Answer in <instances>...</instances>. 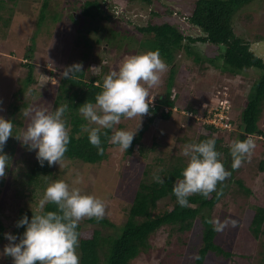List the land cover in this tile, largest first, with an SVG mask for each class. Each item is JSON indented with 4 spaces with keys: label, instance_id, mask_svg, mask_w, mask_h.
I'll use <instances>...</instances> for the list:
<instances>
[{
    "label": "rangeland",
    "instance_id": "374dc122",
    "mask_svg": "<svg viewBox=\"0 0 264 264\" xmlns=\"http://www.w3.org/2000/svg\"><path fill=\"white\" fill-rule=\"evenodd\" d=\"M88 1H99L102 6L106 5V16L111 19L91 20L85 17L83 8ZM0 2V100L3 101V111H0V115L17 122L13 127L16 132H13V135L22 134V130L29 123V117L23 115L25 103L28 106L45 107L49 111L60 107L62 102L59 105L56 103L58 86L66 67L80 63L82 69L91 66L93 75L103 73L105 77L110 71L118 69L127 56L150 51L144 43L141 44L146 38L138 28L150 22L152 12L159 13V17L154 18L156 24L172 21L191 38L196 39L202 35L199 29L193 28L184 18L187 17L185 12L190 11V5L195 0H153L154 4L147 6L140 0ZM44 4H47V7L43 11ZM174 9L181 13L174 15ZM42 13L45 18L40 23ZM171 18L173 20H169ZM233 25L235 33L254 44L258 53L260 51L264 56V0H255L245 7L235 17ZM115 29L120 32L116 30L110 33V30ZM121 34L123 39L119 38ZM94 40H101V44L94 43L96 48H89L88 44ZM117 40L120 43H117ZM187 43L189 50L176 52L171 64L162 59L167 68L161 75L160 83L154 86L159 88L153 92L152 87L148 91L150 105H156L158 99L165 97L168 78L171 71H175L176 85L171 99H177L178 96L179 98L174 115L169 120L162 119L159 115L149 124L146 113L142 118H122L117 125L135 136L148 125L139 147L135 148L132 156H127L126 151L112 147L108 160L96 166L65 160L63 168L54 164L53 172L45 182L35 187L29 184L27 175L37 162L35 151H29L14 136L9 137L4 152L10 160L5 175L0 177V222L4 233L22 234L21 229L16 227L20 211H40L38 201L48 183L55 179H64L71 183L76 173H80L83 175V183L77 186L104 201L105 215L102 219L110 224L92 223L89 222V217H84L79 222L83 231L93 232L99 229L106 236H113L114 233L120 232V228L127 221L141 181L153 180V175L162 173L163 169L186 165L188 157L183 154V149L186 144L200 140L203 126L184 112H188L189 108L199 110L206 101L215 107L220 102L218 96L229 98L230 95L233 100L230 116L235 119L241 114L251 86L259 79L261 72L252 69L244 76H227L210 62L222 53L219 47L185 40V44ZM102 51L106 57L102 56ZM31 65L33 82L25 88L23 80L30 74ZM22 87L25 92L21 90ZM34 90L36 94L32 92ZM13 107L20 109L14 117L11 116ZM169 110L166 108V111ZM149 116L151 117V114ZM260 127L264 130V110ZM228 135L224 134V144L229 149L235 139L229 138ZM228 157L227 153H223L221 160L226 161ZM262 163L264 146L259 145L239 168L232 169L228 166L231 175L225 180L228 188L224 196L213 209H204L202 212L210 219L223 221L225 218H231L237 221L235 227L229 223L223 231L217 232L215 237L217 245L232 253V257L226 258L212 252L207 256L206 264H261L264 234L260 233L258 238L253 237L241 217L248 204L264 207ZM145 173H148L147 177ZM238 182L246 189L252 190L251 196L245 195ZM158 208L161 212L171 208L170 198L161 200ZM202 233L200 218L196 220L190 232L183 234L174 232L171 235L170 228L163 227L151 237L149 251L142 253L133 264H192L203 246ZM7 243L6 238L0 240V252ZM0 264H12V258L0 256Z\"/></svg>",
    "mask_w": 264,
    "mask_h": 264
},
{
    "label": "trees",
    "instance_id": "16d2710c",
    "mask_svg": "<svg viewBox=\"0 0 264 264\" xmlns=\"http://www.w3.org/2000/svg\"><path fill=\"white\" fill-rule=\"evenodd\" d=\"M147 5H153V0H140ZM255 0H195L190 5V11H186L184 16L186 22L201 31L199 38H191L189 35L179 30L177 25L170 22H163L156 24L154 18L159 17L157 11L152 12L153 17L150 22L144 27H139L138 30L146 38L145 47H149L151 51H158L161 59L171 64L174 59V54L183 49L189 50V44H185V40L196 42L200 41L208 43L212 46L219 47L222 53L216 58L211 59V63L221 70L227 76H244L249 70L255 69L260 71L261 76L251 86L250 92L246 101L243 104V110L237 118H232L234 130H223L216 128L214 125H203V134L200 140L207 139L215 135L216 148L221 153H227L230 157L224 162L225 168L232 164V157L227 146H225L224 134H229V138L244 139L251 135L255 142V149L257 146H264V130L260 127V119L264 110V56L260 51L255 49L254 44L249 43L246 39L239 37L234 30V20L238 13L245 9V7L252 4ZM1 4V2H0ZM99 1H88L83 8V14L89 19L101 18L103 20L111 19L106 16V5L102 6ZM47 4H44V9ZM174 15L181 13L177 9L173 10ZM183 14V13H182ZM40 23L44 20L45 15H40ZM74 20V18H73ZM173 20V18L169 19ZM172 22V23H171ZM39 23V24H40ZM120 32L118 29L112 32ZM80 33V32H79ZM109 33V34H110ZM103 35V34H101ZM126 36H124L125 38ZM119 38L123 39L121 34ZM94 43L101 44V40H94L89 45V48H94ZM107 42H104V44ZM114 43V42H113ZM117 43L118 42L117 40ZM116 46V43H115ZM110 45L108 46V48ZM96 48V47H95ZM115 49V48H114ZM102 56L106 57L102 51ZM222 60V62L218 61ZM103 66V65H102ZM104 69V67H102ZM30 74L23 80V86L27 88L33 82V66L29 70ZM106 72V71H105ZM104 72V73H105ZM103 73L93 75L91 66L88 69H81V72L76 73L74 77L61 78L58 86L59 94L56 103L62 102L59 106L65 107L64 119L69 126L70 142L65 153V160L79 161L87 165H99L109 158V150L113 146L108 142L106 136H101L103 153H99L97 148L93 146L89 140L87 133L82 131L81 125L87 123L80 115L78 108L86 101L95 102V96L101 91L103 84ZM180 80V79H179ZM167 93L163 99H158L156 105H150L148 111L149 124L152 123L155 117L161 116L162 119L169 120L174 115V109L177 107L178 98L171 99L172 91L175 88V71H171L168 78ZM183 83V82H182ZM22 87L21 90L25 88ZM153 87V92L156 91ZM182 88V87H181ZM36 94L35 90L32 91ZM23 94V93H21ZM163 97V96H162ZM233 102L232 98H230ZM28 107L27 103L24 104ZM166 108L170 109L166 111ZM192 108H189L191 110ZM20 109L13 107L11 116L14 117L16 112ZM54 110V109H53ZM235 110V109H234ZM233 110V111H234ZM166 111V112H165ZM18 113V112H17ZM151 114V117L149 116ZM13 123H17L10 118ZM146 125L137 136H134L131 146L126 150L127 156L134 154L135 148L139 147L140 142L146 132ZM110 132V130H108ZM13 132L15 129L13 128ZM16 133V132H15ZM14 134V133H13ZM260 136L256 138L255 136ZM198 141V142H199ZM13 152V150H12ZM178 166V167H177ZM173 168L163 169L162 173L158 172L164 183L160 184L154 180L141 181L130 213L125 224L120 228V232L106 236L99 229L93 232L83 231L82 225L78 224L79 245L76 249L80 264H133V262L142 254L147 253L151 247V237L161 228L169 227L171 235L174 232L187 233L190 232L197 219H201L203 225L202 240L203 246L200 248L197 258L192 264H206V259L209 253H215L226 258L232 257V253L227 252L222 247L217 245L215 237L217 231L213 230V225L208 223L210 217L203 214L204 209H213L224 196L227 188L225 181L218 184L217 191L210 194L209 198L205 199L199 193L192 194L188 199L190 206L181 207L172 192L174 182L182 178L181 171L186 165H177ZM264 168V163L261 165ZM54 165L49 166L45 162L41 166L38 161L33 166L30 173H28L29 184L41 185L46 178L53 172ZM233 171V170H232ZM148 176V173H145ZM241 189H244L246 196H251L253 193L251 189H246L241 182L237 183ZM219 193V195H218ZM170 198L171 208L158 210V204L161 200ZM57 207L53 203H48L44 211H56ZM36 212H26L21 210L18 215V220L25 214L29 218ZM244 224L253 237L258 238L259 234H264V207L254 206L248 204L243 211ZM89 222L99 223L102 225H110L104 219L90 218ZM21 233L25 230L20 228ZM0 240H5L4 227L0 222ZM264 264V253L260 260Z\"/></svg>",
    "mask_w": 264,
    "mask_h": 264
},
{
    "label": "clouds",
    "instance_id": "9594fccd",
    "mask_svg": "<svg viewBox=\"0 0 264 264\" xmlns=\"http://www.w3.org/2000/svg\"><path fill=\"white\" fill-rule=\"evenodd\" d=\"M166 68L158 51L150 50L129 55L118 69L105 75L101 91L95 96V102L88 100L78 108L80 115L87 122L81 125V129L87 133L89 142L99 153L104 151L101 136H106L108 142L121 151L129 149L135 135L117 125L122 118H142L143 114L148 113V91L160 83ZM81 69L80 63L70 65L64 69L62 77L71 79L81 72ZM224 94L228 95L226 92ZM228 96L229 98H218L220 102L228 100L232 108L230 95ZM2 105L3 101L0 100V111H3ZM213 105L206 101L199 110H187L184 114L201 125H209L205 122V117ZM64 112V106L56 107L53 111L45 107L28 106L23 109V115L29 117V123L22 130V134L17 135H13V121L0 115V177L5 175L10 160L4 152V146L9 137L13 136L29 151H35L41 166L47 162L49 166L58 164L60 168L64 167L65 153L70 142L69 126L63 118ZM230 123L232 130L236 131L231 116ZM254 148L255 142L251 135L244 139H235L229 148L232 157L231 168H239L245 159L250 158ZM183 154L188 160L181 171L182 178L174 182L172 192L181 207H188V198L192 194L199 193L205 199L209 198L211 193L217 191L218 184L231 175V171L225 168L220 159L221 153L216 148L215 135L186 144ZM153 180L164 183L159 174H154ZM82 183L83 175L80 173H76L71 183L64 179H55L48 183L38 201L40 211L33 213L31 218L25 214L16 222L17 228L25 229L23 233H4L8 243L4 245L0 256L11 257L12 264H80L76 251L79 245L80 220L84 217L102 219L105 215L104 201L82 191L77 186ZM48 203L55 204L57 210L44 211ZM208 223L213 225L214 231L221 232L229 223L235 227L237 221L231 218H225L223 221L209 219Z\"/></svg>",
    "mask_w": 264,
    "mask_h": 264
},
{
    "label": "built area",
    "instance_id": "2783aa9c",
    "mask_svg": "<svg viewBox=\"0 0 264 264\" xmlns=\"http://www.w3.org/2000/svg\"><path fill=\"white\" fill-rule=\"evenodd\" d=\"M230 108L228 100L221 101L218 106L209 109L205 122L217 128L232 130L229 116Z\"/></svg>",
    "mask_w": 264,
    "mask_h": 264
}]
</instances>
